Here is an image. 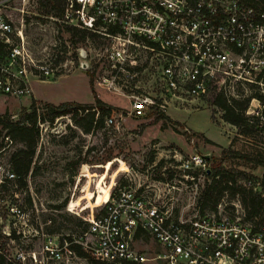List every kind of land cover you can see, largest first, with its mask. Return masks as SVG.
<instances>
[{
  "label": "built area",
  "instance_id": "2783aa9c",
  "mask_svg": "<svg viewBox=\"0 0 264 264\" xmlns=\"http://www.w3.org/2000/svg\"><path fill=\"white\" fill-rule=\"evenodd\" d=\"M28 2L0 0L1 95H28L32 77L54 76V69L36 63L26 47L23 14ZM43 18L57 29L85 30L102 39V48L95 52L97 69L90 70L93 83L127 95L135 116L163 111L167 97L206 98L215 86L229 97L248 98L245 115L256 132L249 140L259 149L252 157H264L263 0H63L59 14ZM77 52L86 55L82 48ZM85 63L80 67L90 69ZM144 76L147 82L138 85ZM105 122L113 125L115 115ZM2 141L0 153L13 144L6 132ZM211 160L209 154L195 152L181 157L178 168L185 186L195 193L199 186L234 172L215 208L176 216L173 192L180 187L175 178L157 181L167 193L162 196L159 188L153 189V200L145 190L118 186L90 220L83 234L91 242H81L84 248L109 264H264V163L248 161L250 171L220 166L214 175ZM18 178L0 158V193L10 191L16 197ZM243 195L255 206L246 204ZM0 203L6 205V216L0 214L1 232L9 240L12 233L26 236L28 214L16 202L2 198ZM137 231L151 235L162 250L149 255L133 247ZM42 254L39 263L87 261L66 241H47ZM10 260L24 263L25 251L17 250Z\"/></svg>",
  "mask_w": 264,
  "mask_h": 264
},
{
  "label": "rangeland",
  "instance_id": "374dc122",
  "mask_svg": "<svg viewBox=\"0 0 264 264\" xmlns=\"http://www.w3.org/2000/svg\"><path fill=\"white\" fill-rule=\"evenodd\" d=\"M25 11L26 47L36 63L54 69V76L45 80L42 76L32 77L28 95L0 94V113L7 112L16 119L20 108L30 102L32 95L54 104L64 101L89 104L93 100L91 90L106 104L114 103L118 111H114L113 125L106 124L109 114H105L103 126L90 132H85L81 126L88 123L85 112L76 115L79 123L75 122L73 113L59 116L53 122H37L39 139L31 169L24 176V185L15 191L16 197L10 191L0 193V199L18 203L29 219L26 236L0 240V251L7 258L14 260L17 250L23 249L25 261L22 264H58L51 259L37 262L43 256L42 248L47 241L69 244V237L73 242L89 244L91 239L83 233L100 212L108 194L118 186L140 188L153 200V189L159 188L162 196L167 193L164 185H155L157 181L175 178L180 189L173 192L174 214L189 217L199 213L198 200L204 186H199L197 193L187 188L178 168L180 158L192 153L209 154L212 166L250 171L252 166L244 155H256L259 149L239 127L224 121L222 110L211 107L207 97H167L162 111L164 117L159 119L149 111L135 116L127 95L111 93L95 81L90 88V70L97 69L95 52L102 48V39L90 33L72 44L66 29H57L43 18L46 8L42 0H29ZM79 48L86 51L84 57L79 56ZM83 60L90 69L80 67ZM147 80L144 76L138 85L143 86ZM0 131L3 145L2 135L6 130L0 128ZM20 147L22 144L13 140V144L0 153L1 160L12 168L11 155ZM224 149L238 154L221 160ZM5 210L6 205L0 203V214L6 216ZM133 247L149 255L162 250L159 243L144 232L133 239Z\"/></svg>",
  "mask_w": 264,
  "mask_h": 264
},
{
  "label": "trees",
  "instance_id": "16d2710c",
  "mask_svg": "<svg viewBox=\"0 0 264 264\" xmlns=\"http://www.w3.org/2000/svg\"><path fill=\"white\" fill-rule=\"evenodd\" d=\"M63 0H42L43 6L46 8L45 14H59ZM264 2V0H263ZM67 31L70 33V41L72 44L82 41L87 34L90 32L85 30H78L75 28H68ZM92 35V34H90ZM90 87L93 86V77L89 76ZM93 103L84 104L76 101H64L59 104H54L45 101H39L32 98L31 103L28 107H21L20 111L16 115V119H12L11 115L7 112L0 113V128L6 130L13 140L18 141L22 144V147L17 149L11 155L10 162L12 169L19 176L17 179L18 188L24 185V176H26L32 165L33 157L35 154V147L39 139V127L37 122H53V120L59 116L73 113L75 122L79 123L76 119L78 112H85L84 116L88 117L87 125H81L85 132H90L93 129L100 128L104 124L103 116L105 114L113 115L114 111H118L115 106H110L102 101L93 90ZM207 101L209 105L213 108H219L222 110V117L224 121L229 124L239 127L241 133L247 137H254L256 132L254 127L247 121V116L245 115V109L248 103V98L246 97H229L223 91L219 90L216 86L213 87L212 91L207 96ZM97 112L99 114L96 117ZM151 112L157 115V118L164 117L162 111L152 110ZM1 133V131H0ZM222 157H227L233 154L237 156L238 153H232L231 149L222 150ZM244 157L250 161L255 160L259 163H264V157L253 158L252 155H244ZM214 175L220 173V165L213 166ZM233 173L222 174L220 179H213L210 184H206L202 190L201 197L198 200L199 211L202 213L207 208H215V204L220 197L222 190L225 188L224 182L228 178L233 177ZM244 202L255 206V202L251 197H246L243 195ZM138 232L136 233V235ZM15 238V234L12 233ZM138 236V235H137ZM8 239L2 232L0 227V240ZM69 247L80 257L87 259L89 264H109L103 260L96 259L90 252L83 247L81 243H76L69 238ZM0 264H13L10 258L0 252Z\"/></svg>",
  "mask_w": 264,
  "mask_h": 264
},
{
  "label": "crops",
  "instance_id": "0c3cea01",
  "mask_svg": "<svg viewBox=\"0 0 264 264\" xmlns=\"http://www.w3.org/2000/svg\"><path fill=\"white\" fill-rule=\"evenodd\" d=\"M91 88V87H90ZM32 97L34 98V99H36V100H40V101H45V102H48V101H46V100H42V99H40V98H37V97H35V96H33L32 95ZM31 100H32V98H31ZM31 100H30V102H28L27 104H23L22 106H24V107H28L29 105H30V103H31ZM93 101V100H92ZM92 101H90V103L92 102ZM76 102H79V101H76ZM79 103H84V102H79ZM112 104V106H114L113 104L114 103H111ZM138 232V236L139 235H141V232L140 231H137ZM136 232V233H137ZM136 233H135V236H134V238L135 237H138L137 235H136ZM143 233V232H142ZM81 243V242H80ZM82 244V243H81ZM83 245V244H82ZM160 245V244H159ZM161 246V245H160ZM84 247V246H83ZM162 247V246H161ZM80 257V256H79ZM82 259L84 258V257H81ZM78 264H89V262L88 261H79L78 262Z\"/></svg>",
  "mask_w": 264,
  "mask_h": 264
},
{
  "label": "water",
  "instance_id": "95a60500",
  "mask_svg": "<svg viewBox=\"0 0 264 264\" xmlns=\"http://www.w3.org/2000/svg\"><path fill=\"white\" fill-rule=\"evenodd\" d=\"M82 56H84V53L82 52V54H81ZM83 67H86V63H85V61H83ZM207 156V155H206Z\"/></svg>",
  "mask_w": 264,
  "mask_h": 264
}]
</instances>
